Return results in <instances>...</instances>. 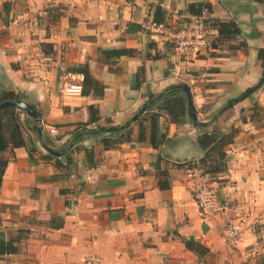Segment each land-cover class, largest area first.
I'll return each mask as SVG.
<instances>
[{"label":"crops","instance_id":"0c3cea01","mask_svg":"<svg viewBox=\"0 0 264 264\" xmlns=\"http://www.w3.org/2000/svg\"><path fill=\"white\" fill-rule=\"evenodd\" d=\"M192 1L197 0H0V92L12 90L32 105L42 131L15 107L24 144L2 152L7 165L0 234L17 250L0 255V264H83L89 255L103 264H262L264 83L219 110L260 77L264 2L206 0L208 45L186 55L163 31L141 25L154 20L159 7L162 22L175 29L195 18L187 12ZM234 27L238 34L218 39L219 28ZM82 67L90 76L86 92L64 94L61 75ZM139 69L144 81L135 88L131 82ZM179 83L189 85L205 125L194 124L188 109L176 122L157 102V145L148 140L147 117L138 119L142 113L117 148L104 149L93 137L73 142L89 108L100 119L87 129L121 125L151 96ZM230 128L235 133L224 147L226 168L212 173L221 209L207 220L185 166L203 156L204 133ZM42 141L59 150L63 164L62 153L72 147L70 164L59 168L54 159H44ZM90 147L93 166L85 156ZM70 203L77 205L75 213L68 212ZM230 223L241 229L235 245L222 235ZM181 237L208 252L197 255Z\"/></svg>","mask_w":264,"mask_h":264},{"label":"trees","instance_id":"16d2710c","mask_svg":"<svg viewBox=\"0 0 264 264\" xmlns=\"http://www.w3.org/2000/svg\"><path fill=\"white\" fill-rule=\"evenodd\" d=\"M260 1V0H257ZM264 2V0H261ZM210 4L206 0H197L192 1L187 5V12L192 17L203 16L205 11L210 10ZM163 11L157 7L155 9L154 20L158 22L163 21L162 17ZM206 22L208 20L204 19ZM217 25L220 27L223 25L222 22H218ZM239 33V28L234 27L232 29H222L218 30V39L222 37H232ZM125 52V51H121ZM119 53V52H118ZM260 57L262 60L264 59L263 50H260ZM78 72H82L84 74V82L82 86V93L86 92V87L88 85V81L90 80V76L86 67L80 68ZM144 81L143 71L142 69L137 70L132 78V86L135 88H139ZM247 89L246 91H248ZM248 93L246 96H248ZM9 99H21L20 95L15 93L12 90L2 91L0 92V102ZM160 102L158 106L159 109L163 110L167 116H170L174 121H178L179 115L184 113L187 108V100L186 96L181 93V91L177 89H167L160 92L157 95L151 96L143 106H146L144 112L140 115V118L146 116L149 121V134L148 140L152 145H157V127H158V110H153L155 103ZM156 106V107H157ZM155 107V108H156ZM23 112V110H21ZM100 119L98 116L97 110L94 108H89V117L87 121L80 122L77 124L76 130L74 131L73 138H76L75 141L81 140L84 137H93L98 142H100L104 149L117 148L125 139V132L128 128V125H125L121 128H118L119 125H101L95 129H87L86 126L95 123ZM23 124L20 122L19 115L16 112V108L13 106H7L0 110V185L2 176L7 165V159L2 156V152L6 150L8 147H19L24 144L23 140ZM109 128H112L109 130ZM235 130L234 128H230L228 131L217 134L214 132L204 133L200 139V142L204 148L203 156L196 160L189 162L186 165H191L197 162L202 168L206 171L212 173H217L218 171L226 168L225 161V151L224 147L232 143L233 136ZM144 132L141 129L139 131L140 139H144ZM42 136L40 140H42ZM162 141V140H160ZM43 147L47 150V153L43 156L44 159H54L55 165L59 168H64L71 162V158L68 156L72 147H68L67 151L63 152L65 154V163L58 159L59 150H54L52 146L48 144V142L42 141ZM73 146V145H72ZM85 156L89 166H93L95 164L94 161V152L93 148L85 149ZM185 247L189 250L195 252L197 255H203L208 252V249L203 246L200 242L191 239L181 237ZM17 247L13 245L11 242L4 240V238L0 234V255L15 253ZM262 264H264V259Z\"/></svg>","mask_w":264,"mask_h":264},{"label":"built area","instance_id":"2783aa9c","mask_svg":"<svg viewBox=\"0 0 264 264\" xmlns=\"http://www.w3.org/2000/svg\"><path fill=\"white\" fill-rule=\"evenodd\" d=\"M142 27L147 30L163 31L166 38L173 43L174 49L180 55L198 52L208 45L207 23L203 16L195 17L192 20L181 21L180 25L172 29L164 22L153 19L142 22ZM84 74L82 72H65L61 75V89L69 96L82 95ZM51 134L56 129L49 128ZM185 173L192 182V192L202 217L209 219L220 212V204L217 192L212 185V174L202 168L197 162L185 166ZM77 205L70 203L68 212L75 213ZM222 235L228 244L235 245L240 240L241 229L238 224L230 223L222 230ZM83 264H103L97 257L89 255L84 259Z\"/></svg>","mask_w":264,"mask_h":264},{"label":"water","instance_id":"95a60500","mask_svg":"<svg viewBox=\"0 0 264 264\" xmlns=\"http://www.w3.org/2000/svg\"><path fill=\"white\" fill-rule=\"evenodd\" d=\"M262 49H263V53H264V39H263V48ZM263 83H264V59H263V65H262L260 77L258 78L257 82L254 85H252L248 91L243 92L242 94L236 96L231 101H229L227 104H225L222 108H220L219 111L222 112L223 110L229 108L235 102L244 98L248 93L255 91ZM170 89H177V90H180L181 92L184 93V95L186 96V100H187L188 112L190 114V117H191L193 123L198 125V126L205 125L204 122L198 120V118H197V115H196V112L194 110L193 103H192V95L190 92L189 85L186 83H179V84L173 85L172 87H170ZM7 106H13V107H16L17 109L23 110L25 112L26 116L34 122L33 129H35L39 135L42 134L41 127L39 126L41 119L38 116L36 110L34 109V107L32 105H30L29 103H27L21 99H9V100H4V101L0 102V110L4 107H7ZM145 108H146V106H142L131 118H129L126 122H124L123 124H121L117 127L121 128L125 125H128L131 121L135 120L139 116V114L145 110ZM111 129L112 128H109V130H111ZM75 139H73V142Z\"/></svg>","mask_w":264,"mask_h":264}]
</instances>
